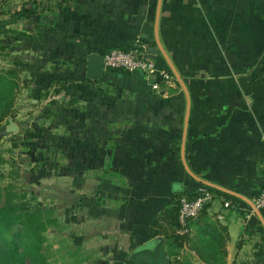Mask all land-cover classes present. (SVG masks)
Masks as SVG:
<instances>
[{
	"label": "crops",
	"instance_id": "1",
	"mask_svg": "<svg viewBox=\"0 0 264 264\" xmlns=\"http://www.w3.org/2000/svg\"><path fill=\"white\" fill-rule=\"evenodd\" d=\"M56 3L52 32L63 54L104 55L140 40L157 47V62L160 54L167 62L160 67L179 76L171 83L136 73L141 80H116L124 95L92 102L94 117L99 107L111 118L92 148L100 199L93 232L81 225L83 249L91 240L100 246L99 264H169V237L181 233L167 210L181 184V197L203 188L217 195L178 249L183 263L233 264L237 257L264 264V213L256 211V224L248 219L264 185V0ZM211 237L220 256L207 251ZM154 242L161 251H144Z\"/></svg>",
	"mask_w": 264,
	"mask_h": 264
},
{
	"label": "rangeland",
	"instance_id": "2",
	"mask_svg": "<svg viewBox=\"0 0 264 264\" xmlns=\"http://www.w3.org/2000/svg\"><path fill=\"white\" fill-rule=\"evenodd\" d=\"M56 2L0 0V21L6 23L0 24V72H15L12 115L3 122L5 134L0 139V156L8 161L0 167V187L20 184L29 192L28 198L34 191L41 205L49 208L44 246L50 264H99L100 246L91 240L84 250L83 238L79 240L83 223L86 231H92L95 199H100L95 187L101 177H94L92 148L94 141L103 138L111 118L105 112L109 109L99 107L100 114L94 117L92 102L124 95L116 80L141 79L124 70L112 75L104 71L102 78L89 79L88 56L63 54L60 36L53 35L51 17L61 10ZM162 58L160 54L155 60L159 67L167 63ZM169 71L170 82L178 83L179 76ZM171 89L162 90L170 94ZM131 91L138 94L139 89ZM11 239L5 235L1 246ZM241 260L236 257L233 264Z\"/></svg>",
	"mask_w": 264,
	"mask_h": 264
},
{
	"label": "trees",
	"instance_id": "3",
	"mask_svg": "<svg viewBox=\"0 0 264 264\" xmlns=\"http://www.w3.org/2000/svg\"><path fill=\"white\" fill-rule=\"evenodd\" d=\"M9 23L13 22L8 21ZM0 24L6 25L1 21ZM14 73L13 71L0 72V139L5 134L3 122L12 115L14 106L15 82L13 80L14 76H12ZM7 162L0 156V167L2 164H7ZM11 163L13 166L16 165V161ZM28 193L23 186L14 182L8 183L6 187H0V264H50L44 246V235L50 222L47 215L49 208L41 205L37 200V193L31 191L29 198ZM177 193L181 194L183 192L178 191ZM180 194L174 206L167 210V215L178 228H181L179 222ZM197 195L198 193L189 197L194 198ZM227 197L232 198V196ZM33 200H36V202L34 203ZM262 211L264 213V210ZM5 235H9L12 239L1 246ZM188 235L190 234L175 233L169 237L170 246L167 252L170 259L169 264L177 261L183 263L177 258V254L178 249L183 246ZM214 239V237H211V240L207 241L206 248L213 257H217L221 255V249L213 241ZM145 250L154 255L161 251V247L157 242H154ZM160 264H162L161 260Z\"/></svg>",
	"mask_w": 264,
	"mask_h": 264
},
{
	"label": "built area",
	"instance_id": "4",
	"mask_svg": "<svg viewBox=\"0 0 264 264\" xmlns=\"http://www.w3.org/2000/svg\"><path fill=\"white\" fill-rule=\"evenodd\" d=\"M149 46L143 41H137L130 48L115 47L104 56V71L111 73L114 70H124L130 73H140L148 78L157 77V80L169 82L172 79L170 73L160 68L154 60L149 57ZM217 197L212 189L203 188L194 198L182 196L180 198L179 222L181 225L180 233L187 235L191 233L192 222L195 221L203 212L206 206L211 204ZM226 208L234 206V200L226 197L224 201ZM255 211L264 210V185L253 201ZM251 218L248 216V219Z\"/></svg>",
	"mask_w": 264,
	"mask_h": 264
},
{
	"label": "water",
	"instance_id": "5",
	"mask_svg": "<svg viewBox=\"0 0 264 264\" xmlns=\"http://www.w3.org/2000/svg\"><path fill=\"white\" fill-rule=\"evenodd\" d=\"M157 52L158 49L157 47H150L148 50V55L150 57V59L152 60H156L157 59ZM104 75V56L101 54H91L88 57V68H87V77L89 79H100L102 78ZM174 190L176 192L178 191H183V186L181 184H174ZM257 213H260L259 210H257ZM258 221V218L256 215H253L250 219V224H256ZM150 245H146L145 247H150Z\"/></svg>",
	"mask_w": 264,
	"mask_h": 264
}]
</instances>
